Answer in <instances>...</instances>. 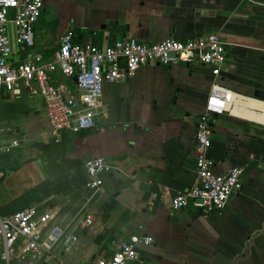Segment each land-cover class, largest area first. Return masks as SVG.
I'll list each match as a JSON object with an SVG mask.
<instances>
[{
  "label": "crops",
  "instance_id": "1",
  "mask_svg": "<svg viewBox=\"0 0 264 264\" xmlns=\"http://www.w3.org/2000/svg\"><path fill=\"white\" fill-rule=\"evenodd\" d=\"M14 30L9 24L13 41ZM34 30L33 51L46 61L69 31L75 43L98 47L118 38L152 44L216 33L226 43L219 83L242 99L264 104L253 95L264 91V4L43 0ZM20 59L13 42L12 62ZM53 81L75 85L74 78L58 72ZM212 82L210 68L199 62L148 64L131 77L105 84V118L95 129L65 133L59 143L53 142L41 98L26 92L6 96L0 102V127L10 130L4 139L17 138L19 148L0 155V217L37 205L54 210V221L77 229L88 212L94 214V224L78 230L69 253L58 247L42 264H95L135 234L153 238L151 245L137 248L135 264H264V123L231 111L210 122L214 173L244 168L242 189L225 210L204 215L191 205L171 207L195 179V129ZM96 157L106 159L114 171L87 204L84 164Z\"/></svg>",
  "mask_w": 264,
  "mask_h": 264
},
{
  "label": "built area",
  "instance_id": "2",
  "mask_svg": "<svg viewBox=\"0 0 264 264\" xmlns=\"http://www.w3.org/2000/svg\"><path fill=\"white\" fill-rule=\"evenodd\" d=\"M42 9L43 0H0V102L8 95L18 96L22 92L41 98L53 142L59 143L65 133L95 129L98 121L105 118V84L131 77L148 64L171 67L199 62L210 68L213 82L195 129V179L175 196L171 207L183 210L191 205L204 215L225 210L231 196L242 189L244 168L231 167L226 174L217 175L215 162L209 157L211 120L229 113L234 101L242 99L218 81L225 63L226 43L221 37L211 33L187 41L170 38L152 44L118 38L108 46L98 47L75 43L69 31L60 38L53 59L46 61L41 53L33 51L34 26ZM9 24L15 27L14 44L21 55L17 63L12 62ZM57 72L74 78V87L54 82ZM9 132L0 127V155H9L19 148L17 138L4 139ZM84 168L90 204L101 193L104 177L114 169L101 157L89 159ZM94 222V214L88 212L78 221L77 229H71L54 221V210L37 205L0 217V260L3 264H42L53 257L52 252L58 247L69 253L78 242V230L89 229ZM152 243L153 238L146 234L131 235L119 242L112 256L95 264H135L139 258L137 248Z\"/></svg>",
  "mask_w": 264,
  "mask_h": 264
},
{
  "label": "bare ground",
  "instance_id": "3",
  "mask_svg": "<svg viewBox=\"0 0 264 264\" xmlns=\"http://www.w3.org/2000/svg\"><path fill=\"white\" fill-rule=\"evenodd\" d=\"M235 106L231 110L233 115H237L239 117H244L248 119H253L258 122L264 123V104L260 102H255L254 100L247 99H236L234 101ZM251 109H260L262 110L260 114L254 113Z\"/></svg>",
  "mask_w": 264,
  "mask_h": 264
},
{
  "label": "water",
  "instance_id": "4",
  "mask_svg": "<svg viewBox=\"0 0 264 264\" xmlns=\"http://www.w3.org/2000/svg\"><path fill=\"white\" fill-rule=\"evenodd\" d=\"M252 2H256L259 4H264V0H251ZM201 36V35H200ZM199 37V36H197ZM254 97L258 98V99H263L264 100V91L261 89H257L254 91L253 93Z\"/></svg>",
  "mask_w": 264,
  "mask_h": 264
},
{
  "label": "rangeland",
  "instance_id": "5",
  "mask_svg": "<svg viewBox=\"0 0 264 264\" xmlns=\"http://www.w3.org/2000/svg\"><path fill=\"white\" fill-rule=\"evenodd\" d=\"M8 34H9V37H10V33L8 32ZM10 39H11V37H10ZM12 40V39H11ZM12 42H14L13 40H12ZM1 264V263H0Z\"/></svg>",
  "mask_w": 264,
  "mask_h": 264
},
{
  "label": "trees",
  "instance_id": "6",
  "mask_svg": "<svg viewBox=\"0 0 264 264\" xmlns=\"http://www.w3.org/2000/svg\"><path fill=\"white\" fill-rule=\"evenodd\" d=\"M1 262V261H0ZM2 263V262H1Z\"/></svg>",
  "mask_w": 264,
  "mask_h": 264
}]
</instances>
